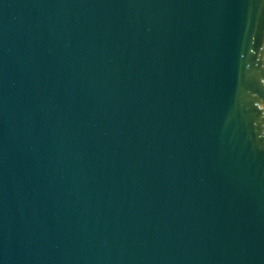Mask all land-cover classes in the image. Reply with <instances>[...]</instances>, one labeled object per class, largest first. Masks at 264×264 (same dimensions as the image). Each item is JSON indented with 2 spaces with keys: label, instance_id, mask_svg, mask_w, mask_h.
<instances>
[{
  "label": "water",
  "instance_id": "water-1",
  "mask_svg": "<svg viewBox=\"0 0 264 264\" xmlns=\"http://www.w3.org/2000/svg\"><path fill=\"white\" fill-rule=\"evenodd\" d=\"M0 264H264V0H0Z\"/></svg>",
  "mask_w": 264,
  "mask_h": 264
}]
</instances>
